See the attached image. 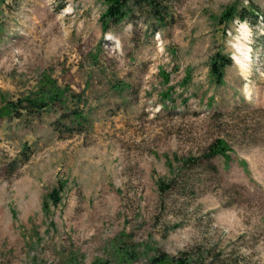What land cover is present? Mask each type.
<instances>
[{"label":"rangeland","instance_id":"374dc122","mask_svg":"<svg viewBox=\"0 0 264 264\" xmlns=\"http://www.w3.org/2000/svg\"><path fill=\"white\" fill-rule=\"evenodd\" d=\"M160 8L0 0V264H264V0Z\"/></svg>","mask_w":264,"mask_h":264},{"label":"trees","instance_id":"16d2710c","mask_svg":"<svg viewBox=\"0 0 264 264\" xmlns=\"http://www.w3.org/2000/svg\"><path fill=\"white\" fill-rule=\"evenodd\" d=\"M106 4V11L102 16V25L103 30H107L108 23H119L122 21L128 14L133 11V8L141 7L145 8L148 7L152 13L158 14L161 10V3L164 0H103ZM224 18H227L228 21H233L234 19L239 20L240 22L246 21L251 17L257 18V13L255 9L249 8L248 11H236L235 8H231L225 12L223 15ZM254 23V22H253ZM224 59L225 62L223 65H218L214 61L211 64L210 71L216 77V79H221L222 74V67L231 63V59L227 56L226 58L220 57ZM41 87H49L47 91H42L37 93L35 98L27 97L24 99L28 103L30 109L34 110L37 109L39 111L45 110L48 106L52 105L55 102L63 105L68 101V96L64 90H60L56 86H49L47 84L42 85ZM75 118H83L82 113L80 111L73 112ZM226 151V146L223 142L217 141L216 143L212 144L208 148V153L205 157H217L218 155H223ZM162 186V184L160 185ZM50 197L57 202L58 201V192L54 191L50 194ZM165 259L162 258H153L149 260L147 264H189L187 259L178 258L176 261H172L167 263Z\"/></svg>","mask_w":264,"mask_h":264},{"label":"bare ground","instance_id":"6f19581e","mask_svg":"<svg viewBox=\"0 0 264 264\" xmlns=\"http://www.w3.org/2000/svg\"><path fill=\"white\" fill-rule=\"evenodd\" d=\"M250 37V34L248 30L245 28L241 29V40H244L245 42H248V39ZM237 51V57L236 63L241 67V69L245 72H249V63L251 61V51L249 47L239 46L236 49Z\"/></svg>","mask_w":264,"mask_h":264}]
</instances>
